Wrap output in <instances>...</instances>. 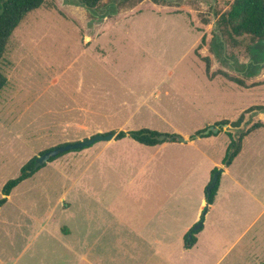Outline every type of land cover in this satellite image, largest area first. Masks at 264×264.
Masks as SVG:
<instances>
[{
    "label": "rangeland",
    "instance_id": "374dc122",
    "mask_svg": "<svg viewBox=\"0 0 264 264\" xmlns=\"http://www.w3.org/2000/svg\"><path fill=\"white\" fill-rule=\"evenodd\" d=\"M73 1L27 13L0 60V198L30 158L64 143L141 128L176 140L114 137L42 165L0 206V264L263 263L264 129L226 174V132L247 126L215 123L264 105V42L220 28L230 0ZM214 161L220 189L195 221Z\"/></svg>",
    "mask_w": 264,
    "mask_h": 264
},
{
    "label": "trees",
    "instance_id": "16d2710c",
    "mask_svg": "<svg viewBox=\"0 0 264 264\" xmlns=\"http://www.w3.org/2000/svg\"><path fill=\"white\" fill-rule=\"evenodd\" d=\"M46 0H0V60L5 51L7 42L12 35L13 31L20 24L25 15L40 6H42ZM102 0H75L71 2V4L82 5L89 10H94L101 4ZM217 22L220 25V28L225 27L226 30L230 32L233 37H242V36H251L254 39H258L259 42H264V0H230V4L228 9L219 14ZM202 37V41H203ZM200 46V45H199ZM202 59L206 62L207 70L209 71V57H202ZM225 76H227L223 72H219ZM228 77V76H227ZM230 78V77H229ZM240 84L243 82L237 78H230ZM7 85L6 76L0 71V92ZM251 111H264V105H254L246 110H244L237 119L233 121H229L227 119H223L215 123L216 126H222L226 124H230L233 127H240L244 120V116L247 112ZM264 127V124L261 122L253 123L248 129L241 131L237 137V139L232 138V134L230 132H226L230 137V142L228 144L225 156L223 158L222 164L224 167H228L233 159L238 155L241 150V144L243 138L249 134L251 131ZM221 130V129H220ZM106 133H114V131L104 132ZM214 132L210 130L207 134L203 132H198L199 137H208L213 135ZM129 136L133 140L144 144V145H159L168 141H175L176 137L174 135L165 134L159 132L154 129L149 128H141L138 130L131 131H119L115 134V139H121L123 137ZM47 150L42 151L41 153ZM69 152V151H65ZM40 153V154H41ZM64 152L58 154L56 157L63 155ZM56 157L51 158L50 161L54 160ZM35 159L36 156L30 158L20 169L19 174L10 180H8L1 190V198H0V206L7 201V197L10 195L11 191L23 180L32 176L36 170L40 167H35ZM218 166H215L211 170V177L215 171L218 170ZM220 175L218 176V180L216 185L211 189L207 190L205 188V200L208 204H212L217 189L219 186ZM209 183V182H208ZM207 187V186H206ZM204 210V209H203ZM204 214L200 215V220H203ZM202 226L195 230L191 227L184 236V245L187 248L192 247L196 243V234L199 230H201ZM259 264H264L259 263Z\"/></svg>",
    "mask_w": 264,
    "mask_h": 264
},
{
    "label": "water",
    "instance_id": "95a60500",
    "mask_svg": "<svg viewBox=\"0 0 264 264\" xmlns=\"http://www.w3.org/2000/svg\"><path fill=\"white\" fill-rule=\"evenodd\" d=\"M214 130V133L218 131V128L216 129H210ZM210 130H207L205 134H207ZM115 137L114 133H96L90 137H87L83 140H79L73 143H64L62 145L56 146L54 148L48 149L47 151L41 153L39 156L36 157L35 159V167H40L50 161L51 158L56 157L58 154L65 152V151H70V150H77V149H83L85 147H88L92 145L96 141H110ZM178 141L180 142H185L186 140L182 136H177ZM222 169H218L217 171L214 172L209 184L207 185L206 189L209 191L211 190L217 183L218 176L221 174ZM208 203L205 202V206H207ZM203 212H206L203 211ZM202 221H199L197 224L193 226V229L197 230L201 227Z\"/></svg>",
    "mask_w": 264,
    "mask_h": 264
},
{
    "label": "crops",
    "instance_id": "0c3cea01",
    "mask_svg": "<svg viewBox=\"0 0 264 264\" xmlns=\"http://www.w3.org/2000/svg\"><path fill=\"white\" fill-rule=\"evenodd\" d=\"M96 25H98V24L96 23ZM86 37H90V35H87V34H86ZM251 106H253V105H251ZM251 106H249V107H251ZM249 107H248V108H249ZM244 110H246V108H244V109L242 110V112H243ZM242 112H241V113H242ZM251 112H253V111H251ZM251 112H248V113H251ZM254 117H255L256 120L253 121V122H251V124L248 123V122L246 123V121H248V117L244 118L245 122H244V120H243V122H242V124H241L240 126L243 127V125H244V123H245V125L247 126L246 129H248L253 123L258 122V121L264 124V111H257L256 114L254 115ZM227 120H228V119H227ZM229 121L231 122V121H233V120H229ZM260 128L264 129V127H260ZM260 128H257V129H260ZM255 130H256V129H255ZM255 130L251 131V132H250L249 134H247V135H250V134H251L252 132H254ZM247 135H246L245 137H247ZM245 137H244V138H245ZM244 138H243V139H244ZM242 141H243V140H242ZM108 142H109V141H108ZM190 143H192V141H191ZM241 148H242V146H241ZM89 150H90V149H86V151H85L86 154L89 152ZM240 152H241V150H240ZM240 152H239V153H240ZM239 153H238V154H239ZM237 156H238V155H237ZM237 156H236V157H237ZM236 157H235V158H236ZM235 158L233 159V161L235 160ZM213 164H214V166H216V165H217V162L214 161ZM231 164H232V162H231ZM231 164L223 170L224 173H226V174L228 173V170H229V167L231 166ZM221 174H222V173H221ZM222 176H223V175H221L220 178H221ZM207 181H208V180H207ZM220 181H221V179H220ZM220 181H219V186H218V190H217L216 196H217L218 191H219V189H220ZM206 184H207V182H206ZM205 186H206V185H204V188H203V189H205ZM203 192H204V191H203ZM216 196H215V198H216ZM214 202H215V199H214V201H213V203H212L213 205H214ZM204 205H205V198L203 197V199L200 201V204H199V207H198V210H197V214H196V219H195V221L200 217V213H201V210H202V208H203ZM207 206L209 207L210 204H208ZM206 212H207V211H206ZM205 214H206V213H205ZM196 241H197V240H196Z\"/></svg>",
    "mask_w": 264,
    "mask_h": 264
}]
</instances>
